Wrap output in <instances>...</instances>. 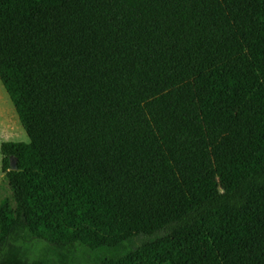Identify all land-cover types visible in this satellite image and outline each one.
I'll return each instance as SVG.
<instances>
[{
  "label": "trees",
  "instance_id": "obj_1",
  "mask_svg": "<svg viewBox=\"0 0 264 264\" xmlns=\"http://www.w3.org/2000/svg\"><path fill=\"white\" fill-rule=\"evenodd\" d=\"M0 79L27 264H264V0H0Z\"/></svg>",
  "mask_w": 264,
  "mask_h": 264
},
{
  "label": "rangeland",
  "instance_id": "obj_2",
  "mask_svg": "<svg viewBox=\"0 0 264 264\" xmlns=\"http://www.w3.org/2000/svg\"><path fill=\"white\" fill-rule=\"evenodd\" d=\"M7 140H30L28 132L24 128L14 103L0 79V232L2 229L1 209L7 203L14 216L18 213V201L14 186L9 177V168L4 165L1 145ZM48 245L43 240H37L30 244L18 241H8L0 245V264H27L33 258L46 252ZM50 255L58 258L60 263H66L65 256H61L58 247L49 248Z\"/></svg>",
  "mask_w": 264,
  "mask_h": 264
},
{
  "label": "water",
  "instance_id": "obj_3",
  "mask_svg": "<svg viewBox=\"0 0 264 264\" xmlns=\"http://www.w3.org/2000/svg\"><path fill=\"white\" fill-rule=\"evenodd\" d=\"M18 168V157L14 154L11 155V169Z\"/></svg>",
  "mask_w": 264,
  "mask_h": 264
}]
</instances>
